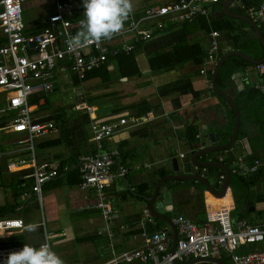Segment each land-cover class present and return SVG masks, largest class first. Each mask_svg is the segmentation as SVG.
I'll list each match as a JSON object with an SVG mask.
<instances>
[{
  "label": "crops",
  "instance_id": "obj_1",
  "mask_svg": "<svg viewBox=\"0 0 264 264\" xmlns=\"http://www.w3.org/2000/svg\"><path fill=\"white\" fill-rule=\"evenodd\" d=\"M57 1L27 0L23 9L30 13L26 21L23 18L24 32L40 31ZM175 1L132 0V13L140 17L152 5ZM225 1L211 5L208 14L191 21L174 25L166 19L164 30L139 43L133 32L116 36L112 46L133 43V51L108 59L87 71L84 78L66 65L58 67L53 89L35 91L29 98L34 120L55 123L49 133L35 138L33 150L19 143L27 134L13 129L14 114L7 109L10 94L0 91V170L4 181L18 178L26 179L29 188L33 184L34 179L27 177L32 166L9 168L19 160L31 164L33 159L38 164L58 162L61 169L69 167L45 183L40 194L26 197L28 188L16 198L10 192V203L18 201L19 206L3 217L22 218L25 226L15 234L0 237V246L39 247L48 240L64 264H143L124 254L145 247L147 236L156 231H166L172 246L175 235L178 240L174 218L179 215L203 224L208 209L230 204L234 206L230 213L234 224L238 220L264 224V164L251 170L255 160L264 163V97L252 90L263 93L256 85L264 84V77L257 70L258 63L252 62L254 65L237 69L228 78L216 79L219 88L235 101L237 111L213 84L218 60L229 51H242L254 59L263 57L262 40L250 20L264 36V16L259 14L264 0H232L227 11L244 17L227 14ZM74 4L76 11L68 17L72 22L69 30L75 34L84 18L83 0H74ZM152 23L146 21L142 26ZM213 31L220 33L219 51L216 61L208 62ZM255 38L262 44L259 58L254 57L256 51L251 44ZM5 43L7 38L0 27V46ZM248 45L251 48L245 47ZM80 101L87 102L91 109H76ZM103 107V112L96 113ZM121 118L128 122L104 140L106 150L119 151L113 169H127L105 190L115 210V218L108 223L96 207L95 189L80 187L78 162L81 154L97 151L92 123H112ZM216 136L215 142L220 141L222 147L205 151L214 146ZM196 152L199 154L194 157ZM194 158L214 164L197 163ZM217 162L231 171L223 195L218 192H222L227 172ZM196 176L206 179L213 191ZM30 227L35 230L27 231ZM255 248H264V241L241 246L240 251ZM221 260L233 264L226 254ZM188 262L210 264L195 258L181 264Z\"/></svg>",
  "mask_w": 264,
  "mask_h": 264
},
{
  "label": "built area",
  "instance_id": "obj_2",
  "mask_svg": "<svg viewBox=\"0 0 264 264\" xmlns=\"http://www.w3.org/2000/svg\"><path fill=\"white\" fill-rule=\"evenodd\" d=\"M26 1L0 0V27L7 38V43L0 46V91L10 94L7 109L14 114L13 129L27 134L19 143L33 150L35 138L49 133L55 123L34 120L30 114L29 98L35 91L53 89L52 79L58 67L66 65L84 78L87 71L108 59L133 51V43L124 42L120 46H112L111 42L116 36L133 32L136 42L148 40L167 27L166 19L174 25L191 21L198 15L208 14L210 6L221 0H177L170 4L152 5L145 10L143 16L137 17L131 13L123 30L112 39L103 41L99 47L95 44L84 45L75 52L68 50L67 43L69 37L75 35L69 30L72 22L68 17L76 11L74 0L57 1L55 11L47 17L42 29L34 34L24 32L22 12ZM259 14L264 16V4L259 8ZM146 21L153 23L149 27H143L142 24ZM219 35L218 31L211 33L208 62L216 61ZM257 70L264 77V60L257 64ZM205 71L203 68L202 72ZM256 86L264 92V84ZM75 107L78 110L91 109L85 101L78 102ZM127 122V118L112 123L93 122L92 132L97 151L79 156L80 187L95 189L96 207L102 211L108 223L115 218V210L105 190L115 178L124 176L127 169H113L118 164L119 151L106 150L104 140ZM26 164L33 168L27 177L34 179L33 184L25 191L26 197L40 194L45 183L69 168L64 166L61 169L58 162L38 164L34 159L32 164L27 160L10 163L9 168L19 170ZM263 164L262 160L257 159L251 170L256 171ZM220 179L223 180L224 176L221 175ZM233 207L229 204L218 209H208L207 219L203 224L195 223L184 215L175 217L178 240L174 251L170 248L172 246L167 232L156 231L147 236L145 247L124 254V257L137 258L143 264H175L176 260L182 263L189 258L209 262L211 258L222 259L226 254L233 264H264V248L240 251L241 246L249 247L264 241V224H253L245 220H238L234 224L230 215ZM24 226L25 221L22 218L0 217V232H3L0 237L15 234ZM44 243L49 244L48 240ZM22 248L20 244L0 246V264H5L9 253Z\"/></svg>",
  "mask_w": 264,
  "mask_h": 264
},
{
  "label": "clouds",
  "instance_id": "obj_3",
  "mask_svg": "<svg viewBox=\"0 0 264 264\" xmlns=\"http://www.w3.org/2000/svg\"><path fill=\"white\" fill-rule=\"evenodd\" d=\"M83 9L80 29L67 42L71 52L84 45L99 47L103 41L119 34L133 11V3L132 0H83ZM34 230L31 227L27 229ZM5 264H64V261L48 243H42L39 247L25 244L21 250L9 253Z\"/></svg>",
  "mask_w": 264,
  "mask_h": 264
},
{
  "label": "water",
  "instance_id": "obj_4",
  "mask_svg": "<svg viewBox=\"0 0 264 264\" xmlns=\"http://www.w3.org/2000/svg\"><path fill=\"white\" fill-rule=\"evenodd\" d=\"M232 0H227V1H225L224 2V6H225V11L227 12V14H229V15H231V16H237V17H244L243 15H241V14H236V13H231V12H229V11H227L228 10V6H229V4H230V2H231ZM236 1H238V2H240V3H247V1L246 0H236ZM250 23L252 24V26H254V28L256 29V31L258 32V37L262 40V43H263V48H264V36H263V34H262V32L258 29V27L256 26V24L252 21V20H250ZM232 55H239V56H242L243 58H245V59H247V60H249L250 62H253V63H259V62H261V61H263L264 60V55H263V57L262 58H260V59H254V58H252L250 55H248V54H246L245 52H242V51H238V50H233V51H229L228 53H226V54H224L219 60H218V63H217V65H216V68H215V70H214V73H213V84H214V87L216 88V90L218 91V92H220L223 96H225L226 97V99L228 100V101H230L231 102V104L234 106V108H235V110L237 111V106H236V103H235V101L232 99V97H230L228 94H226L225 92H223L220 88H219V86H218V84H217V81H216V79H217V74H218V72H219V70H220V68H221V66H222V64L224 63V61L228 58V57H230V56H232ZM105 110V108L103 107V108H99V109H96L95 111H96V113H101V112H103ZM237 114V117H236V128H235V131H234V134H233V140H235L236 139V129L238 128V112L236 113ZM217 137L218 136H216V138H215V140H214V146L212 147V148H206L207 150H205V151H210V150H213V149H218V148H221L222 146H220V141L219 142H215L216 140H217ZM210 141V140H209ZM203 151V150H202ZM196 153H197V155H196ZM195 153V155H194V157H196V156H198V154H199V152H196ZM173 161H176V159H174ZM194 161L195 162H197V163H201V164H214L213 162H200L199 160H196L195 158H194ZM216 165H218V166H221V167H223L225 170H226V172H227V177H226V179H225V183H224V185H223V189H222V192H218L219 194H221V195H223L224 194V192H225V190H226V187L228 186V183H229V181H230V177H231V171L226 167V166H224L222 163H219V162H217V164ZM175 171L178 173L179 172V168L178 167H176L175 166ZM180 176V175H179ZM170 177H172V178H175V177H177L176 175H171ZM197 178H199V179H202L206 184H207V186L213 191V187L211 186V184L206 180V179H203V178H200V176H196ZM168 202L167 201H165L164 202V205H166ZM169 203H171V200H170V202ZM174 230H175V228H174ZM177 232V231H176ZM176 245H177V237H176V235H175V237H174V242H173V245H172V251H174L175 250V248H176ZM197 260V259H196ZM205 263V262H204ZM209 263L210 264H214V263H219V264H228V263H226V262H224V261H222L221 259H218V258H211V261H209ZM175 264H181L180 262H178L177 260L175 261ZM184 264H189V262L188 263H184Z\"/></svg>",
  "mask_w": 264,
  "mask_h": 264
},
{
  "label": "trees",
  "instance_id": "obj_5",
  "mask_svg": "<svg viewBox=\"0 0 264 264\" xmlns=\"http://www.w3.org/2000/svg\"><path fill=\"white\" fill-rule=\"evenodd\" d=\"M251 44L253 46L254 51H256V53L254 54V57L259 58V56L262 54V44H261L260 40L255 38L254 40H252ZM245 47L251 48L250 45L245 46ZM245 47H244V49L246 51H248L249 53H251V51ZM222 55L223 54H221V56ZM207 56H208V53H207ZM248 65H254V64L252 62L248 61L247 59L243 58L242 56L232 55V56L228 57L224 61V63L222 64V67L218 73L217 79L219 81L222 77L228 78L237 69H240V68L248 66ZM252 90L258 92L259 94L263 95V97H264V92L261 93V92L257 91L256 88H253ZM28 186H29V184H28L26 179L22 180V179H18V178L16 179L15 178L10 182L4 181L2 179L1 170H0V188H3V189L12 188V193H14L16 198H17L16 195H21L23 191H25L29 188ZM17 206H19L18 201H14L12 203H7L4 205H1L0 206V217L12 214Z\"/></svg>",
  "mask_w": 264,
  "mask_h": 264
},
{
  "label": "rangeland",
  "instance_id": "obj_6",
  "mask_svg": "<svg viewBox=\"0 0 264 264\" xmlns=\"http://www.w3.org/2000/svg\"><path fill=\"white\" fill-rule=\"evenodd\" d=\"M29 13H30L29 9H26V8L23 9L22 16H23L25 21L27 20ZM0 103H2V101H0ZM2 179L5 180L4 177H2ZM10 192H12V188H9V189L0 188V205L7 204V203H10L12 201V197H11ZM237 213H238V210L234 211L233 215H236Z\"/></svg>",
  "mask_w": 264,
  "mask_h": 264
}]
</instances>
